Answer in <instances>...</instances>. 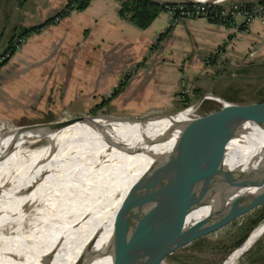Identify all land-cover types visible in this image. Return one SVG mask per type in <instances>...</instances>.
Instances as JSON below:
<instances>
[{
    "label": "bare ground",
    "instance_id": "bare-ground-1",
    "mask_svg": "<svg viewBox=\"0 0 264 264\" xmlns=\"http://www.w3.org/2000/svg\"><path fill=\"white\" fill-rule=\"evenodd\" d=\"M212 97L219 101L220 109L227 104ZM195 106L149 120L103 115L57 128L45 123L17 127L4 134L0 138V235L42 220L52 242L0 237V247L2 242L23 247L21 255L0 264H108L110 256L104 248L121 197L135 178L200 132L197 117L202 112H196ZM39 138L44 142L25 145ZM11 146L14 149L4 155ZM108 152L109 157H103ZM263 158L264 130L247 123L239 137L228 142L223 164L245 171ZM224 184H214L208 202L191 209L186 223L219 207ZM262 189L261 184L243 186L239 192L253 195ZM263 230L264 219L222 264L234 261Z\"/></svg>",
    "mask_w": 264,
    "mask_h": 264
},
{
    "label": "crops",
    "instance_id": "crops-1",
    "mask_svg": "<svg viewBox=\"0 0 264 264\" xmlns=\"http://www.w3.org/2000/svg\"><path fill=\"white\" fill-rule=\"evenodd\" d=\"M64 2L0 0V52L17 31L43 22ZM118 2L88 0L83 7L28 31L22 45L0 66V104L14 98L15 93L6 85L15 86L22 72L13 65L49 60L56 51L63 54L72 47L101 54L97 74L114 77L100 89L111 93L108 101L123 102L130 114L164 113L179 104L181 87L191 94L224 92L215 89L214 76L219 72L221 76V68L227 65L240 69L264 45L261 18L235 32L227 23L205 16H174L163 9L145 27H138L118 12ZM209 54L212 62L205 60ZM8 90L3 97L1 93Z\"/></svg>",
    "mask_w": 264,
    "mask_h": 264
},
{
    "label": "water",
    "instance_id": "water-1",
    "mask_svg": "<svg viewBox=\"0 0 264 264\" xmlns=\"http://www.w3.org/2000/svg\"><path fill=\"white\" fill-rule=\"evenodd\" d=\"M184 1L209 3L214 0ZM205 95L219 97L227 104L221 109L218 106L214 112L204 111L197 117L200 132L173 148L129 184L111 217L104 248L110 256L108 264H162L171 252L264 204V189L253 195L239 192L243 186L264 185V158L245 171L223 164L228 142L239 137L245 124L254 123L264 130V92L259 99L243 103L209 92L200 96L196 104ZM185 107L165 114L116 117L149 119L170 115ZM97 115L115 116L75 114L45 124L57 128ZM12 146L3 154L11 152ZM215 183H225L219 207L186 223L185 216L191 209L208 202ZM224 203L226 206L221 212Z\"/></svg>",
    "mask_w": 264,
    "mask_h": 264
},
{
    "label": "rangeland",
    "instance_id": "rangeland-1",
    "mask_svg": "<svg viewBox=\"0 0 264 264\" xmlns=\"http://www.w3.org/2000/svg\"><path fill=\"white\" fill-rule=\"evenodd\" d=\"M239 1L241 2L242 0ZM259 50L261 52L257 55L255 54L247 62H244L240 66V69H233V65H227L221 68V76H219L220 72L214 76L215 89L218 91L223 89L226 95L232 98L231 102H249L257 100L263 95L257 94V90L260 88L264 90V45ZM100 56L101 54L95 51L79 52L78 48L74 49L70 47V50L66 49V53L63 54L56 51L55 55L49 60H29L21 63V65H13L18 68L21 67L16 69L19 70L18 73L22 72V74L16 77L15 86L11 83L6 85L15 94L13 99L1 101L0 118L2 124H0V138L19 126L45 123L75 114H110L115 115V117L157 115L144 113L130 114L126 112L129 110L125 108L124 104H122L123 102L117 100V102H110V100L106 99L107 96L108 98L109 96L112 97L111 93L100 89L104 87V83L109 82L114 77L97 74L96 71L100 69ZM99 82L103 83L100 84ZM18 89H20L19 93L17 92ZM8 92L10 90L1 94L5 97ZM206 93L208 92L191 94L190 90H188L183 97L177 93V97L181 98L179 104L175 105L171 111L158 114L174 112L184 106L188 107L192 103H196L197 99ZM212 94L219 96L216 93ZM184 98H187V103L181 104ZM216 106H219V101L213 98L212 95H205L197 102L195 111L204 113V111L211 110ZM129 119L140 120L141 118ZM43 142L44 138H39L36 141H27L25 145L35 147ZM107 154L102 153L103 157L105 155V157H109L110 152ZM263 205H258V207ZM258 207L252 208L224 226L171 252L162 264H222L228 255L241 242L246 240L247 234L249 236L257 224L264 219L263 216L256 223L252 224L247 229L245 237L238 244L233 245L234 241L249 224L252 211ZM39 222L37 225L32 222L26 227L24 224L14 234H7L8 236H3L4 234H2L0 237L14 238L12 241H16V238L18 240L32 238L34 241L39 238H45L48 243H51L52 238L49 228L47 225H44L42 220H39ZM258 237L229 264H264V230ZM6 242L9 243L11 241ZM7 245H4V242L1 243L0 262L13 260L23 252L21 243ZM53 247H55L53 249H56V246ZM61 251L67 253L63 249Z\"/></svg>",
    "mask_w": 264,
    "mask_h": 264
},
{
    "label": "trees",
    "instance_id": "trees-1",
    "mask_svg": "<svg viewBox=\"0 0 264 264\" xmlns=\"http://www.w3.org/2000/svg\"><path fill=\"white\" fill-rule=\"evenodd\" d=\"M87 1L88 0H65V2L62 4V6L59 9L53 15L46 18L43 22H41L37 25H34V26L23 28V29L17 31L14 35H12L8 39V42L5 46V48L3 49V51L0 52V54L4 55V57L0 63V66L7 61L9 56L16 49V47H14V42H15V38L17 35L24 36L28 31L34 30V29L38 28L39 26H41L47 22H52V21L58 19L59 17L66 14L71 9H75V8L77 9V8L83 7L87 3ZM118 1H119L118 2V12L121 15L126 16L130 21H132V23H134L138 27H145L152 20V18L157 14L158 11L163 10V9H168V6H170L172 4V1H170V0H167V1L118 0ZM257 1H264V0H257ZM247 2H251V1H246V3ZM212 60H213V57H211V59L208 62H212ZM114 92H116V91H114ZM263 92H264V90L262 88L257 90V94H259V95H262ZM219 96H221V97H223L229 101H232V98L229 95H226L225 92H222L221 94H219ZM186 101H187V98H184L181 101V104H186L187 103ZM251 214H252V216L249 219V224L247 225L246 229L240 234V236L234 241L233 245L238 244L245 237L247 229L252 224L256 223L259 219H261L264 216V205L254 209ZM30 223H32V222H30ZM30 223L25 224L24 226L26 227ZM33 223H35L37 225L40 222L35 221ZM22 227L19 226V228L8 233V235L14 234L17 230L21 229ZM5 235H7V234H5ZM5 235H3V236H5Z\"/></svg>",
    "mask_w": 264,
    "mask_h": 264
},
{
    "label": "built area",
    "instance_id": "built-area-1",
    "mask_svg": "<svg viewBox=\"0 0 264 264\" xmlns=\"http://www.w3.org/2000/svg\"><path fill=\"white\" fill-rule=\"evenodd\" d=\"M171 1L172 4L168 6V10L174 16H205L212 21L232 25L235 32L248 25L254 18H261L264 22V1H251L247 3L237 0H214L209 3H188L184 0ZM22 42L23 36L17 35L14 47H20ZM3 57L4 55L0 54V63ZM211 57L212 54H209L205 60L208 62ZM187 91L186 88L181 87L178 93L183 97Z\"/></svg>",
    "mask_w": 264,
    "mask_h": 264
}]
</instances>
